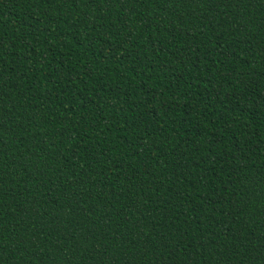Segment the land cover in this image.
Masks as SVG:
<instances>
[{"label": "trees", "instance_id": "obj_1", "mask_svg": "<svg viewBox=\"0 0 264 264\" xmlns=\"http://www.w3.org/2000/svg\"><path fill=\"white\" fill-rule=\"evenodd\" d=\"M0 264H264V0H0Z\"/></svg>", "mask_w": 264, "mask_h": 264}]
</instances>
